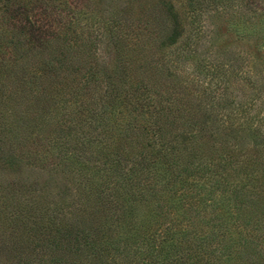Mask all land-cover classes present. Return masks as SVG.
I'll return each mask as SVG.
<instances>
[{
    "label": "trees",
    "instance_id": "16d2710c",
    "mask_svg": "<svg viewBox=\"0 0 264 264\" xmlns=\"http://www.w3.org/2000/svg\"><path fill=\"white\" fill-rule=\"evenodd\" d=\"M0 264H264V0H0Z\"/></svg>",
    "mask_w": 264,
    "mask_h": 264
},
{
    "label": "rangeland",
    "instance_id": "374dc122",
    "mask_svg": "<svg viewBox=\"0 0 264 264\" xmlns=\"http://www.w3.org/2000/svg\"><path fill=\"white\" fill-rule=\"evenodd\" d=\"M229 42H231V41H229ZM233 44H235V43H233Z\"/></svg>",
    "mask_w": 264,
    "mask_h": 264
}]
</instances>
